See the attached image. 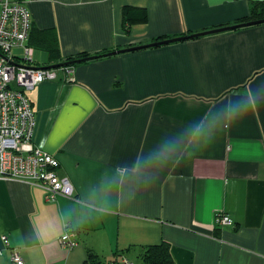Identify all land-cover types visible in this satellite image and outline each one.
Here are the masks:
<instances>
[{"label": "crops", "instance_id": "obj_1", "mask_svg": "<svg viewBox=\"0 0 264 264\" xmlns=\"http://www.w3.org/2000/svg\"><path fill=\"white\" fill-rule=\"evenodd\" d=\"M262 1L24 0L37 67L243 23ZM128 8L147 20L127 23ZM37 30L56 33L60 58ZM69 67L30 98L34 145L74 196L0 180V264L12 251L22 264L134 261L162 242L176 264H264V24Z\"/></svg>", "mask_w": 264, "mask_h": 264}, {"label": "built area", "instance_id": "obj_2", "mask_svg": "<svg viewBox=\"0 0 264 264\" xmlns=\"http://www.w3.org/2000/svg\"><path fill=\"white\" fill-rule=\"evenodd\" d=\"M31 27V13L24 0H0V180L38 185L45 191V200L54 202L59 196L72 198L75 190L70 179L59 175L57 157L34 145L36 113L30 94L46 81H57L59 74L55 69L33 65ZM16 50H21L22 55ZM63 71L67 78L74 74L71 67ZM217 223L234 225L228 215H219ZM2 239L6 241V237ZM61 242L69 248L78 244L70 232ZM11 256L13 263H23L17 251H12ZM114 264L135 263L122 256Z\"/></svg>", "mask_w": 264, "mask_h": 264}, {"label": "trees", "instance_id": "obj_3", "mask_svg": "<svg viewBox=\"0 0 264 264\" xmlns=\"http://www.w3.org/2000/svg\"><path fill=\"white\" fill-rule=\"evenodd\" d=\"M148 16L145 10L142 9H127L126 13V22L127 23H137V22H145ZM264 19V1L255 4L251 10V14L248 18L244 19L242 22L256 21ZM260 25V24H259ZM256 26V25H255ZM34 29L31 28L29 35V44H34L32 42ZM49 32V31H48ZM44 31L37 30L36 42L38 44H44L45 50L48 52L51 59L60 58V48L56 33H48ZM40 48V47H37ZM106 54V53H102ZM96 54V55H102ZM96 55H88V54H79L76 57H69L67 61L86 58L90 56ZM107 58V57H103ZM98 60V59H97ZM66 62V61H63ZM122 257V256H121ZM124 257V256H123ZM118 259V258H117ZM139 263L135 264H176L169 243L162 242L160 244L150 245L144 247L138 255ZM116 260L113 261H105L102 260L98 255L89 252L87 256V260L84 264H114Z\"/></svg>", "mask_w": 264, "mask_h": 264}, {"label": "water", "instance_id": "obj_4", "mask_svg": "<svg viewBox=\"0 0 264 264\" xmlns=\"http://www.w3.org/2000/svg\"><path fill=\"white\" fill-rule=\"evenodd\" d=\"M259 24H264V19L256 20V21L243 22V23H237L234 25L226 26V27H220V28H215V29L199 32V33H193L191 35H184V36H180V37H176V38L156 41V42H153V43H150L147 45H140V46L130 47V48H126V49L111 51V52H108V53L102 54V55L90 56V57H86V58L71 60L69 62L66 61L63 63H57V64H53V65H49V66H43V67H41V69H59L62 67H69V66L77 65L80 63H84V62H89L91 60L101 59L103 57L116 56V55L124 54L127 52H132V51H136V50H140V49L162 46V45H166V44H170V43H174V42H179V41H184V40H188V39H196V38L209 36V35H213V34H217V33L232 31V30H236V29H240V28H247V27L255 26V25H259Z\"/></svg>", "mask_w": 264, "mask_h": 264}, {"label": "rangeland", "instance_id": "obj_5", "mask_svg": "<svg viewBox=\"0 0 264 264\" xmlns=\"http://www.w3.org/2000/svg\"><path fill=\"white\" fill-rule=\"evenodd\" d=\"M15 53H16V54H21V55H22V51H21V50H16ZM37 53H38V54H41V53L43 54L44 52L41 51V50H38V49H37V50H36V54H37ZM38 62H39V61H38ZM133 259H134V261H135L136 263H139V261H138L139 259H138L137 257H134Z\"/></svg>", "mask_w": 264, "mask_h": 264}]
</instances>
